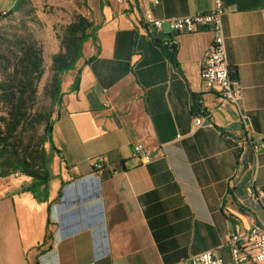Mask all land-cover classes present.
I'll list each match as a JSON object with an SVG mask.
<instances>
[{"label":"crops","instance_id":"1","mask_svg":"<svg viewBox=\"0 0 264 264\" xmlns=\"http://www.w3.org/2000/svg\"><path fill=\"white\" fill-rule=\"evenodd\" d=\"M15 1L0 0V13ZM70 1L90 22L78 87L69 78L52 113L60 153L46 143L45 194L23 190L32 179L0 189V264H177L205 250L232 264L224 236L264 227V195L246 192L264 189V0H222L226 58L242 97L221 108L200 78L211 31L174 33L164 23L149 33L143 0ZM212 7L161 0L154 14ZM199 114L207 117L197 125ZM134 144L149 162L132 158Z\"/></svg>","mask_w":264,"mask_h":264},{"label":"trees","instance_id":"2","mask_svg":"<svg viewBox=\"0 0 264 264\" xmlns=\"http://www.w3.org/2000/svg\"><path fill=\"white\" fill-rule=\"evenodd\" d=\"M28 0H16L7 12L20 10ZM90 22L87 18H80L78 24H70L65 37L61 40V50L53 54L52 69L54 71L48 92L51 105L60 101L61 76L75 69L77 61L82 56V46L89 37L86 30ZM167 58L176 64V45L170 43L165 47ZM16 62L2 66L4 77L0 80V177H7L12 173L30 176L34 182L32 186L23 190H41L45 194L47 182L50 180L49 156L43 144L49 143L50 149L57 150L51 139L53 110L40 111L34 109L36 102V82L42 74L41 51L36 49L35 43L23 42L15 54ZM11 68L10 70H8ZM79 77L75 75L71 83L72 89H77ZM37 125L42 126L39 136V147L30 148L31 143L22 147L23 138Z\"/></svg>","mask_w":264,"mask_h":264},{"label":"built area","instance_id":"3","mask_svg":"<svg viewBox=\"0 0 264 264\" xmlns=\"http://www.w3.org/2000/svg\"><path fill=\"white\" fill-rule=\"evenodd\" d=\"M117 1L122 2L123 0ZM143 1L145 8L141 18L149 33L157 32L164 23L174 33H190L203 29L212 32V43L205 54L200 69L203 89L216 93L219 99L218 108L225 104L237 105L242 97V86L235 70L229 65L226 58L221 21L225 7L222 0H213V7L208 11L168 18H158L154 14V9L161 0ZM206 117L203 114L197 115L195 123L202 124ZM131 156L139 163H147L151 159L148 150L142 144L132 145ZM92 165L94 170H98L103 166V161L101 158L96 159ZM246 192L254 200L264 195V189H258L256 194L251 186L246 188ZM223 245L229 248L232 264H241L246 261L264 264V227L254 224L245 233L231 231L224 236ZM177 264H225V262L214 250H205L192 254Z\"/></svg>","mask_w":264,"mask_h":264},{"label":"rangeland","instance_id":"4","mask_svg":"<svg viewBox=\"0 0 264 264\" xmlns=\"http://www.w3.org/2000/svg\"><path fill=\"white\" fill-rule=\"evenodd\" d=\"M82 17L84 16L79 7L70 0H28L18 11L0 13V80L4 77L2 66L16 62L15 54L23 42L35 43L36 49L41 51L42 74L36 82L34 109L42 112L54 110L56 105H51L48 92L54 73L51 57L61 50V40L65 37L67 27L70 24H78ZM87 31L88 29L86 33ZM75 75V69L64 73L61 76V89H64L69 78L73 80ZM33 132L34 135L28 132L23 138L22 147L26 146L27 142L32 144L30 148L33 150L39 147L42 126L37 125ZM43 145L46 149V143ZM29 179L32 178L21 173H12L0 178V189Z\"/></svg>","mask_w":264,"mask_h":264}]
</instances>
